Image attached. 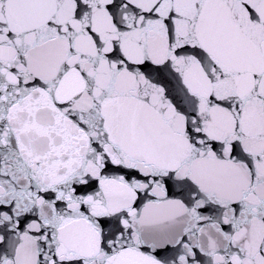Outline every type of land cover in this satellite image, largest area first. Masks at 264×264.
<instances>
[{"label":"snow or ice","instance_id":"6c2138e0","mask_svg":"<svg viewBox=\"0 0 264 264\" xmlns=\"http://www.w3.org/2000/svg\"><path fill=\"white\" fill-rule=\"evenodd\" d=\"M0 264H264V0H0Z\"/></svg>","mask_w":264,"mask_h":264}]
</instances>
